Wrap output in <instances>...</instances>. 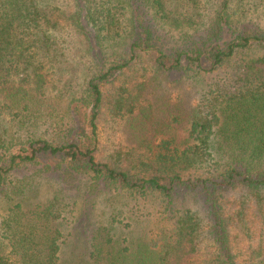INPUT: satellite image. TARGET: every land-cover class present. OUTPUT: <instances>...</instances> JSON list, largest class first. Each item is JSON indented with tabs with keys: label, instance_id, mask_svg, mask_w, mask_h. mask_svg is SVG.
<instances>
[{
	"label": "trees",
	"instance_id": "obj_1",
	"mask_svg": "<svg viewBox=\"0 0 264 264\" xmlns=\"http://www.w3.org/2000/svg\"><path fill=\"white\" fill-rule=\"evenodd\" d=\"M69 1L72 38H83L94 55L102 40L122 32L124 20L130 23L123 5L130 0ZM259 1L217 0L203 35L170 52L160 50V68L176 71L177 81L195 87L196 96L184 107L174 105L170 115H155L154 142L137 135V146H120L102 160V105L122 120L151 108V79L146 72L138 71L135 82L126 75L134 54L99 66V75L59 113L45 103V72L57 75L70 42L53 15V2L0 0V195L6 203L0 212V264H264V26L242 28V19L263 7ZM144 2L164 29L188 19L171 17L165 0ZM193 2L198 14L211 4ZM169 17L176 23L167 22ZM146 38L149 49L152 33L146 31ZM154 81L156 93L162 83ZM64 89L60 98L73 94L75 86L65 83ZM164 106L170 112V105ZM221 133L227 142L234 138L240 150L224 166L216 156L224 146L215 141ZM32 164H43L47 172L55 167L88 176L140 199L158 195L164 199L158 212L172 224L149 233L137 251L119 246L111 229L100 227L89 252L64 261V206L55 198L25 212L23 203L6 192L11 174ZM14 189V194L22 192ZM184 189L202 194L208 224L195 212L173 211V198Z\"/></svg>",
	"mask_w": 264,
	"mask_h": 264
},
{
	"label": "rangeland",
	"instance_id": "obj_2",
	"mask_svg": "<svg viewBox=\"0 0 264 264\" xmlns=\"http://www.w3.org/2000/svg\"><path fill=\"white\" fill-rule=\"evenodd\" d=\"M210 1L211 4L207 8H202L198 14L194 11L193 0H165L166 7L173 11L171 17L186 15L188 19L184 20L181 17L177 22L181 26L175 27L171 24L164 29L156 20H153L152 12L145 5L144 0H130L128 4H123L125 19L130 23L127 22L126 25L124 20L123 30L118 36L107 37L98 46L95 44L97 55H94L95 51L89 52L83 38L79 37L76 40L72 38L74 28L69 26L67 20V17L70 16V1L51 0L50 3L53 2L56 9L53 15L59 19L62 33L68 38L70 44L68 45L69 50H66V59L59 66L57 75L45 72L48 80L45 103H52L59 113L67 111L74 100L72 95L80 93L91 78L99 75L97 74L99 66L102 69L112 62L119 64L117 61H124L126 57L130 59V56L134 54L131 71L126 75H129L135 82L138 78V71L146 72L147 77L151 79L148 89L154 105L151 108L143 107L133 117L125 120L114 119L109 114L106 104L102 105L98 121L100 156L104 160L115 148L137 146L138 136L154 142L151 121L155 115H159L157 119L163 118V115H170L171 108L173 111L175 110L174 105L177 103H180L179 105L182 107L186 103L188 105L197 93L196 88L191 87L186 81L180 80L181 78L177 81L178 73L176 71L160 68L159 52L161 49L170 52L172 49L182 46L181 42L193 40L198 37V34L203 35L212 23L213 9L217 0H201L202 4L210 3ZM263 3L264 0L261 4L263 7L260 6L259 9L242 19L243 29L252 31L264 26V14L260 16V11L264 9ZM165 20L169 23H176L175 19H170V17ZM188 27L200 31L195 32ZM146 31L152 33L150 40L152 47L149 49H146ZM185 32H189L193 36L187 37ZM74 41L75 43H73ZM137 44L140 46L135 47ZM156 78L160 79L162 86L154 93L153 90H157L155 88L157 83L154 81ZM69 82L75 86L74 93L70 95L66 92L64 97L60 98V94L67 91L64 89L65 83ZM164 103L170 105L166 108L170 112L164 111ZM157 108L161 114L158 113ZM215 141L217 146L224 145L216 153L221 161V166H224V163L231 159L234 153L238 154L240 151L235 145L234 138L227 142L223 133L216 137ZM53 168L52 171L47 172L43 164H32L14 171L9 178L6 192L14 195V202L23 203L25 212L37 206H45L55 198L64 206L62 224L64 233L62 257L64 261L89 252L91 240L97 235L100 227L111 229L119 246H130L137 251L139 246H142L144 238L150 235L149 233H156L162 227H170L172 224L171 219H163L162 211L158 212L159 208L164 206V199L158 195L150 194L146 198L140 199L127 195L124 190L115 188L110 183L106 188L105 185H97L100 182L95 183L88 176L70 175L60 168ZM14 187H21L22 192L14 194L16 193ZM205 202L201 193L184 189L174 196L172 209L175 212L186 210L195 212L205 224H208ZM5 207L3 195H0L1 213ZM4 249L7 250L6 247Z\"/></svg>",
	"mask_w": 264,
	"mask_h": 264
}]
</instances>
